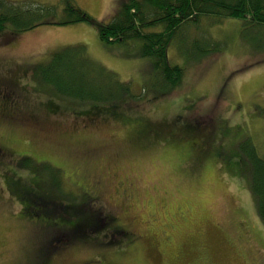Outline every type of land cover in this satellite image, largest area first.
<instances>
[{"label": "rangeland", "instance_id": "rangeland-1", "mask_svg": "<svg viewBox=\"0 0 264 264\" xmlns=\"http://www.w3.org/2000/svg\"><path fill=\"white\" fill-rule=\"evenodd\" d=\"M2 1L6 3L1 7L16 15L18 25L37 23L45 15L54 16L57 23L39 25L0 46V79H20L16 84L22 86L27 103L22 108L35 119L2 129L0 135L11 137L16 147L21 141H40L43 156L63 165L66 191L77 189L71 170L81 169L87 177L82 184L97 206L119 226V236L132 241L109 249L71 244L54 253L48 264H264V225L248 176L236 179L219 164L191 156L207 129L192 138L179 133L181 140L165 132L149 133L152 136L141 140V121L127 124L109 117L90 124L69 112L61 100L66 110L48 115L40 102L54 97L39 85V91H33L36 82L26 69L61 73L63 82L73 87L89 82L109 90L120 84L136 97L130 101L135 106L132 114L144 122L163 125L177 117L188 121L183 105L190 104L192 119L227 121L230 136L243 138L238 146L247 155L241 164L250 168L252 145L264 152V32L253 27L240 32L239 21L230 18L203 17L197 24L182 26L178 36L184 47L173 43L167 52L171 63L183 66L182 82L157 96L152 85L159 84L153 83L152 66L138 46L101 41L95 26L129 0ZM68 3L85 11L91 21H75L77 12ZM67 20L71 22L64 23ZM194 40L201 46L203 41L218 44L220 49L200 56L187 50ZM234 165L231 161L228 168ZM1 186L0 182V264H26L37 249L34 227L19 217V203ZM161 228L173 237L166 245L158 234Z\"/></svg>", "mask_w": 264, "mask_h": 264}, {"label": "trees", "instance_id": "trees-1", "mask_svg": "<svg viewBox=\"0 0 264 264\" xmlns=\"http://www.w3.org/2000/svg\"><path fill=\"white\" fill-rule=\"evenodd\" d=\"M5 3L0 0V46L8 45L23 32L39 25L57 23L54 16L45 15L37 23L18 25V21L14 19L16 15L7 13L1 7ZM68 4L71 11L77 12L75 21H91L85 11L77 8L75 4ZM203 17L238 20L240 32L249 27L257 32H264V0H129L116 8L110 19L97 22L95 26L101 41L135 43L138 46L139 54L148 58L152 66L153 83L157 81L159 84V87L152 85V88L160 96L178 88L184 74L182 65L170 62L167 53L169 46L176 43L175 46L179 49L184 47L178 31L186 24H197ZM68 22L71 21L64 23ZM202 44L201 46L194 40L187 50L197 51L201 56L220 49L218 44L206 41ZM82 56L88 62L86 56ZM32 68L26 69L31 71L29 73L36 82L33 91H39V85L42 91H49L54 97L47 99L48 102H40L48 115L62 113L67 108L77 118L88 120L90 124L91 120L109 117L124 120L127 124L141 121V140L151 134L158 136L163 132L170 139L181 140L177 136L179 133L186 138H192L201 134L202 129H207L201 142L193 148L195 153L191 156L194 160L201 161L202 158L219 164L227 174L236 179L241 180L247 175L256 212L264 225V152L253 144L251 161L247 160L250 168L243 167L242 158L247 154L238 146L243 138L238 136L234 139L230 136L229 131L232 128L227 121L222 120L221 123L200 116V121L198 118L192 119L190 113L194 111V106L185 104L183 107L188 112V121L177 117L163 125L144 122L140 116L132 114L135 106L130 101L136 97L126 92L127 88H121L120 84L109 90H104L102 86H93L89 82H85L83 87H73L72 84L63 82L61 73L53 75L48 70L42 73ZM17 79L20 80L17 76L0 79V130H9L28 121L35 123L32 113L24 112L22 108V104L27 103L24 102L22 86L19 87L20 92L16 84L19 83ZM29 87L31 86H27ZM59 100L67 107L63 108L58 103ZM87 103V108L81 109ZM31 136L34 141H39L37 132H33ZM40 143L39 141L36 145L32 141L29 144L21 141L20 146L16 147L11 142V137L0 135L1 187L19 203V217L28 220L34 227V244L37 249L26 264H48L54 253L76 243H92L104 247L107 245L108 249L129 245L131 238L123 239L124 235L119 236V226L97 206L95 198L83 186L86 174L77 167L71 170V175L76 177L79 184L76 182L75 191H66L62 183L63 165L47 160L43 156L44 150ZM229 143L234 145L233 149L229 147ZM231 161L235 162L232 169L228 168ZM238 169L241 174H238ZM180 214L183 215L182 210ZM160 230L163 231L162 228ZM96 235L99 238L94 237ZM166 239H161L164 245L170 243L173 237L166 234Z\"/></svg>", "mask_w": 264, "mask_h": 264}, {"label": "flooded vegetation", "instance_id": "flooded-vegetation-1", "mask_svg": "<svg viewBox=\"0 0 264 264\" xmlns=\"http://www.w3.org/2000/svg\"><path fill=\"white\" fill-rule=\"evenodd\" d=\"M158 234H159V236H160L161 239L163 237L164 240H167L166 239V234L163 231H161L160 229L158 230Z\"/></svg>", "mask_w": 264, "mask_h": 264}]
</instances>
